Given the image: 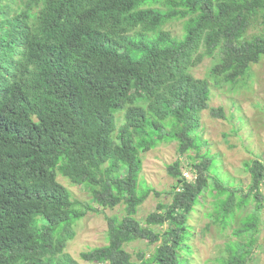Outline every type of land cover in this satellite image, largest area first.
<instances>
[{
  "label": "trees",
  "instance_id": "1",
  "mask_svg": "<svg viewBox=\"0 0 264 264\" xmlns=\"http://www.w3.org/2000/svg\"><path fill=\"white\" fill-rule=\"evenodd\" d=\"M2 1L0 264H78L62 257L77 223L119 205L124 216L107 218L108 244L81 253L83 261L179 264L189 215L210 180L233 216L256 199L241 231L256 233L264 164L247 165L251 184L238 203L239 190L212 177L210 157L201 155L200 116L209 110L223 119L224 111L210 108V85L191 70L219 52L211 74L235 84L258 64L264 0ZM180 20L181 37L165 30ZM253 28L261 31L249 37ZM172 142L180 156L194 152L195 180L183 177L179 161L171 165L170 203H159L143 226L136 214L154 191L140 181V155ZM58 176L84 186L94 206L74 200ZM139 240L157 246L134 260L125 247ZM249 253L227 264H244Z\"/></svg>",
  "mask_w": 264,
  "mask_h": 264
},
{
  "label": "rangeland",
  "instance_id": "2",
  "mask_svg": "<svg viewBox=\"0 0 264 264\" xmlns=\"http://www.w3.org/2000/svg\"><path fill=\"white\" fill-rule=\"evenodd\" d=\"M21 1L23 4L24 0H3L1 4H10L13 7L20 5ZM165 30L173 36L181 37L184 32V21L170 22ZM260 31L253 28L248 35L251 37ZM219 59L220 53L216 52L213 58H205L191 70L194 78L209 83L210 108H222L224 111L223 119L212 117L209 110L201 113L199 132V138L203 142L201 155L205 156L208 153L212 162L210 173L213 178L227 189L239 190L234 200L238 203L237 198L247 195L251 184L247 165L255 160H260L264 164V57L258 64L252 65L249 72L235 84L225 83L221 77L211 74V69ZM120 116L121 114H118L119 119ZM140 156L142 160L140 181L154 191L138 208L136 214V219L144 226L147 216L155 212L159 203H170V193L176 184V179L169 173L171 165L179 161L183 177L189 182H194L196 173L191 160L195 154L191 151L189 156H180L178 144L172 142L163 143L147 153H141ZM58 182L71 193L74 200L94 206L84 186L72 184L62 176H58ZM209 183L189 215L187 241L179 252V264H227L233 255L242 251H250L244 264H264V202L258 213L256 233L253 231L241 233L243 221L256 212V199L250 198L248 205L236 210L233 216V209L223 206V201L227 200L226 196L218 198L213 180ZM261 194L264 197V184L261 186ZM96 209L97 212H89L77 223L75 238L68 242L62 257L69 256L78 264H97L83 261L81 253L108 244L107 218H122L124 205L113 209ZM224 223L228 225L225 227ZM167 227L168 225L153 228L158 233ZM156 246L148 241L139 240L126 245L125 248L136 260L139 253L149 255Z\"/></svg>",
  "mask_w": 264,
  "mask_h": 264
},
{
  "label": "built area",
  "instance_id": "3",
  "mask_svg": "<svg viewBox=\"0 0 264 264\" xmlns=\"http://www.w3.org/2000/svg\"><path fill=\"white\" fill-rule=\"evenodd\" d=\"M185 176H187L186 174H184ZM195 180V179H194ZM188 181V180H187Z\"/></svg>",
  "mask_w": 264,
  "mask_h": 264
}]
</instances>
